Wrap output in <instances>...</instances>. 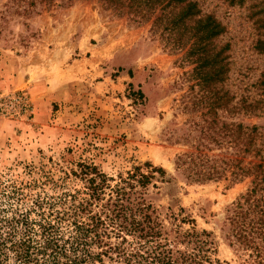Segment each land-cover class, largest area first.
I'll return each instance as SVG.
<instances>
[{"label": "rangeland", "instance_id": "rangeland-1", "mask_svg": "<svg viewBox=\"0 0 264 264\" xmlns=\"http://www.w3.org/2000/svg\"><path fill=\"white\" fill-rule=\"evenodd\" d=\"M196 1L225 28L215 43L230 71L218 87L235 102L264 98V0ZM120 5L0 0V222L27 214L38 198L79 189L66 176L79 164L117 178L148 163L167 172L168 182L147 196L161 217H186L185 229L210 233L214 264H242L224 221L252 178L193 182L177 170L199 136L195 124L210 118L209 105H196L189 45L175 49L154 25L162 6L141 17L136 5ZM242 113L232 119L264 127L263 114ZM0 264L19 262L10 252Z\"/></svg>", "mask_w": 264, "mask_h": 264}, {"label": "trees", "instance_id": "trees-1", "mask_svg": "<svg viewBox=\"0 0 264 264\" xmlns=\"http://www.w3.org/2000/svg\"><path fill=\"white\" fill-rule=\"evenodd\" d=\"M105 1L136 5L141 17L162 6L154 25L164 27L175 49L189 45L187 59L195 64L201 92L196 105H209L210 118L195 124L199 136L178 157L176 168L193 182L252 178L251 189L228 209L224 225L242 264H264V127L232 119L242 112L264 115V98L235 102L229 90L218 87L230 71L228 55L215 43L224 26L214 15H203L196 0ZM78 167L66 176L79 180V189L49 202L38 198L27 214L0 222V261L11 252L19 264H214L210 233L185 229L186 217L162 218L147 201L150 188L168 182L163 168L147 163L112 178L93 164Z\"/></svg>", "mask_w": 264, "mask_h": 264}]
</instances>
